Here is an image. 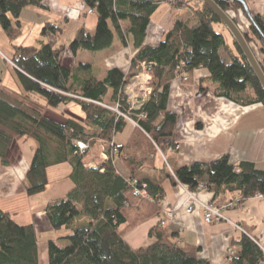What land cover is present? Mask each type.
I'll return each instance as SVG.
<instances>
[{
    "label": "trees",
    "instance_id": "1",
    "mask_svg": "<svg viewBox=\"0 0 264 264\" xmlns=\"http://www.w3.org/2000/svg\"><path fill=\"white\" fill-rule=\"evenodd\" d=\"M42 1L0 0V26L11 41L22 34L23 9L42 8ZM85 1L98 15L94 32L81 27L67 45L56 47L64 30L56 23L47 22L41 29L47 42L41 47L14 46L11 57L26 93L41 96L53 108L76 102L84 117L58 118L51 113L30 112L0 89V157L5 155L15 135L31 136L40 143L26 174L27 193L34 195L46 189L49 166L65 161L71 165L70 177L75 188L65 198L49 201L45 211L54 229L69 227L80 216L86 224L61 238L68 241L67 245L49 240V264H210L199 257L198 246L179 242L177 236L169 235L160 225L150 230V236L155 238L152 245L138 250L128 245L125 236L160 213L151 182L146 180L148 192L155 201L134 196L131 182L143 181L138 174L153 165L150 155L156 153V144L177 145L173 139L177 114L168 109V100L170 82L181 63L188 75L185 81L191 80L196 68L205 67L211 73L210 80L220 85L218 94L241 105L260 103L264 108V88L233 35L230 42L223 32L215 29V24L224 23L203 0L196 7L191 4L193 0ZM162 1L177 8L188 7L197 24L177 19L158 45L144 44L151 16ZM217 4L224 11H242L247 17L239 0H217ZM250 11L252 20L248 19L244 36L255 55L251 43L257 47L260 59L256 57L264 71V19L262 14ZM117 33L124 42L126 35L132 33L138 48L127 73L115 67L108 69L103 78H96L89 62L79 61L73 68L62 64L67 48L74 56L80 51H102L113 45ZM142 62L148 65L152 76L149 83L152 91L140 108L130 109L124 90L139 72ZM111 103H119L120 110L138 122L139 129L121 147V152L119 146L117 151V154H127L122 156L130 178L119 174L113 162L114 144L117 145L113 139L124 130L127 118L105 106ZM38 130L62 141L64 154H56L53 159L47 140ZM96 139L110 144L111 152L101 165L90 167L84 161L88 152L79 151L77 141L90 146ZM175 175L191 190H196L200 182L216 193L225 186L238 195L239 204L258 194L264 197V169L249 161L235 164L228 155L181 166ZM232 245L236 255L230 264H259L264 256L260 246L247 235L234 239ZM0 264H39L38 237L33 225L18 224L1 208Z\"/></svg>",
    "mask_w": 264,
    "mask_h": 264
},
{
    "label": "crops",
    "instance_id": "2",
    "mask_svg": "<svg viewBox=\"0 0 264 264\" xmlns=\"http://www.w3.org/2000/svg\"><path fill=\"white\" fill-rule=\"evenodd\" d=\"M246 1L249 8L262 14L264 19V0ZM42 3L44 5L42 8L25 7L20 15L22 32L25 28L30 29L34 31L32 35L36 36L35 39H31V44L47 42V38L38 30L47 22L56 23L64 30L56 47L61 44L67 45L81 27L91 32L95 31L98 15L96 10L93 13L86 11L88 5L85 0H43ZM192 15V11L188 12L185 7H173L167 1H162L151 16L144 44L158 45L177 19L189 20L191 25L195 26L197 20L192 19ZM32 26L34 28H31ZM1 30L3 29L0 26V41L9 51V57L6 55L7 60H11L14 46H18L19 43L11 41L4 34L7 37L5 38ZM137 52L132 33L126 35L125 42L117 33L111 47L98 52L80 51L76 56L71 54V57L91 63L93 75L96 78H103L110 68L116 67L127 73L130 70L131 59ZM67 59L62 58L63 65L73 68L77 64L73 59L68 57ZM149 76L151 74L148 65L142 62L139 72L132 79L148 84L151 82L148 81ZM210 76L207 68L199 67L193 71L190 81L175 77L170 82L168 109L177 114L173 137L177 145L167 146L165 151L167 161L156 150L155 154L150 155L153 165L145 167L138 174L139 179L151 182V191L158 196L160 213L142 222L125 236V241L133 250L152 245L155 238L150 236V230L160 225L166 228L169 235L177 236L179 242L198 246L199 257L208 260L210 264H230L236 255L232 241L240 239L243 235L253 239L264 252V197H251L239 204L238 195L229 192L225 186L221 187L218 193L210 188L201 190L198 192L199 198L203 202H216L226 217L221 221L208 223L204 218V208L201 206L196 207L191 213L187 212L185 202L187 191L175 175L181 166L196 161L210 162L223 155H228L235 164L249 161L257 168L264 169L262 104L241 105L219 95L220 85L211 81ZM2 86L1 90L20 101L30 112L51 113L58 118L84 117V113L81 112L72 114L69 109L70 103L60 104L56 108L48 106L41 96L26 93L20 81ZM61 107L66 111L60 110ZM137 128L133 121L126 120L124 130L113 139L120 147V152L121 147L127 145ZM38 133L47 140L53 159L56 154H64L62 141L43 130H38ZM100 141L102 140L97 139L93 146L90 144L91 149L86 150L88 157L84 161L87 166L98 167L107 159V153L100 149ZM39 145V141L31 136L15 135L5 155L0 157V208L8 212L18 224L33 225L38 237L39 264H49V240H58L61 245H67L68 241L61 238L86 224V220L80 216L69 227L54 229L45 211L49 201L65 198L75 188V183L70 177L71 165L67 161L47 168L49 183L44 191L34 195L27 193L29 182L26 174ZM105 147L104 145L103 148ZM124 153H116L113 162L119 174L130 178V170L123 158L127 154ZM4 160L7 163H4ZM168 211H173L171 217ZM161 222H164V225ZM231 250L235 252L232 258ZM259 264H264V256Z\"/></svg>",
    "mask_w": 264,
    "mask_h": 264
},
{
    "label": "built area",
    "instance_id": "3",
    "mask_svg": "<svg viewBox=\"0 0 264 264\" xmlns=\"http://www.w3.org/2000/svg\"><path fill=\"white\" fill-rule=\"evenodd\" d=\"M88 13H92L94 11L93 8L88 7L86 10ZM12 63V62H11ZM144 64H146L145 62H143ZM183 64L181 63L176 70V77L181 79V80H187L188 79V75L187 73L183 70ZM148 81H151V76H149ZM141 93H140V91ZM125 93L128 96V100L130 102V109L132 108H140L143 103L146 101V99L148 98L149 94L152 91V88L149 86V82L148 84H143L141 81L138 80H134L131 84L127 85L125 88ZM109 108H111L112 110L116 111L118 114L124 116L127 119H130L131 121H133L136 126H138V122H136L135 120H133L131 117H129L128 113L122 112L120 110V104L116 103L114 106H110V105H105ZM77 145L79 148V151L84 152L85 150H87V148L89 147L88 144L86 142L83 141H77ZM114 149H113V153H117L118 151V145L114 144ZM158 151L161 153V155L163 156L164 160L167 161V156L165 154V152L162 151L161 147L159 145H157ZM132 186H133V195L136 197H140L142 199H148L151 201H155V198H153L152 196H150L148 189H147V183L144 181H139L138 179H134L131 182ZM183 186L185 187L186 191H187V198H186V205H187V212H193L195 210L196 207H202L204 208V218L206 220V222L208 223H212V222H218L221 221L223 219H226V217L224 216V214L221 212L220 207L218 206V204L214 201H209V202H203L199 196H198V192H200L201 190H207L208 186L203 183L200 182L198 184V187L196 190H191L187 185L183 184ZM258 197H263V195L258 194ZM168 215L171 217L173 215V211H168ZM162 225H164V222H161ZM237 226V225H236ZM231 258L234 256L235 252L233 250H231Z\"/></svg>",
    "mask_w": 264,
    "mask_h": 264
},
{
    "label": "rangeland",
    "instance_id": "4",
    "mask_svg": "<svg viewBox=\"0 0 264 264\" xmlns=\"http://www.w3.org/2000/svg\"><path fill=\"white\" fill-rule=\"evenodd\" d=\"M200 1L201 0H193L192 2H191V4H192V6H198V4L200 3ZM180 8H182V7H180ZM185 8H187V10H188V12H190V10H189V8L188 7H185ZM230 14H231V16L234 18V21H236V23L238 24V26L240 27V29L244 32V31H246L247 30V28H248V26H249V20H248V18L245 16V14L243 13V12H238V13H235V12H233V11H230ZM31 28H34L33 26L31 27ZM215 29L217 30V31H220V32H223L224 34H225V36L227 37V39L231 42L232 41V35H231V32L229 31V29L224 25V24H221V23H217V24H215ZM40 32H41V28L40 29H38ZM37 30V31H38ZM1 32L3 33V35L5 34L6 35V33L4 32V30H1ZM34 33V31L32 32L30 29H26L25 28V30H23V32H22V34L20 35V36H18L16 39H14L15 41H17V43H19V45H23V43H28V44H31V39H35V35H32ZM39 33V32H38ZM4 35V36H5ZM8 37V36H7ZM6 36H5V38H7ZM117 37V36H116ZM6 40H8V39H6ZM43 43H45L44 41L43 42H35V44H31L32 46H36V47H41V45L43 44ZM251 45L253 46V49H254V51H255V53H256V55H257V57L260 59V54H259V52H258V49H257V47L253 44V43H251ZM9 51H7L6 49H5V45H4V43H2L1 41H0V86L1 85H10V84H12V82H19V77H18V75H17V72H16V70H15V68L13 67V64L11 63V60H7L8 59V57H9ZM64 53H67V54H64ZM72 53L68 50V49H66V51H64L63 52V55H62V58L63 59H67V57L68 58H71V59H73V61H74V63H78L77 61H79L78 60V58H76L75 57V59L74 58H72L71 55ZM6 55L8 56V57H6ZM223 56L225 57L226 56V54L225 53H223ZM80 57H81V55H80ZM11 59V58H10ZM68 60V59H67ZM70 61V60H69ZM134 81V79H131L130 80V83L129 84H131L132 82ZM128 84V85H129ZM2 86V87H3ZM21 86V85H20ZM106 105H108V104H106ZM110 106H114V104L113 103H111L110 104ZM53 108V107H52ZM69 109L73 112H71L72 114H79L80 112L81 113H84L83 111H82V109H81V107H80V105L78 104V103H76V102H71L70 104H69ZM60 110H62L63 112L64 111H66L65 110V108L64 107H61L60 108ZM75 114V115H76ZM97 140V139H96ZM96 140H95V142H96ZM94 144V143H93ZM93 144L91 143V145L93 146ZM100 144H101V147H100V149H102V150H104L106 153H107V157H108V152H111V149H109V145L110 144H107L106 142H104V141H100ZM106 146L105 148H103V146ZM56 146V145H55ZM89 146V145H88ZM159 146L161 147V149H162V151L163 152H165L166 151V149H167V143H163V144H159ZM171 147V146H170ZM155 148H156V150L158 151V148H157V146L155 145ZM88 149H91L90 148V146L87 148V150ZM92 158H94V155H93V153H92Z\"/></svg>",
    "mask_w": 264,
    "mask_h": 264
},
{
    "label": "water",
    "instance_id": "5",
    "mask_svg": "<svg viewBox=\"0 0 264 264\" xmlns=\"http://www.w3.org/2000/svg\"><path fill=\"white\" fill-rule=\"evenodd\" d=\"M244 6V11L247 14V18L252 20V14L249 8V5L246 0H239ZM221 19L225 26L229 29L245 57L249 61L250 65L254 69L259 81L264 88V71L261 67V64L256 61L254 53L251 50L250 43L246 40L244 32L240 29L238 24L234 21V18L231 16L230 12L224 11L218 4L217 0H203Z\"/></svg>",
    "mask_w": 264,
    "mask_h": 264
},
{
    "label": "bare ground",
    "instance_id": "6",
    "mask_svg": "<svg viewBox=\"0 0 264 264\" xmlns=\"http://www.w3.org/2000/svg\"><path fill=\"white\" fill-rule=\"evenodd\" d=\"M251 50H252V48H251ZM252 52H253V50H252ZM254 53V52H253ZM254 56H255V58H256V61L258 62V63H260L259 61H258V59H257V57H256V55L254 54Z\"/></svg>",
    "mask_w": 264,
    "mask_h": 264
}]
</instances>
